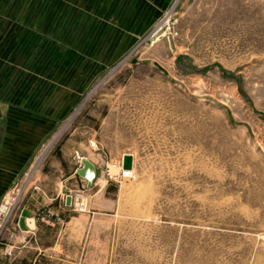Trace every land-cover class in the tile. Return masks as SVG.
Returning <instances> with one entry per match:
<instances>
[{
	"label": "rangeland",
	"instance_id": "374dc122",
	"mask_svg": "<svg viewBox=\"0 0 264 264\" xmlns=\"http://www.w3.org/2000/svg\"><path fill=\"white\" fill-rule=\"evenodd\" d=\"M158 3L150 30L92 79L2 193L7 255L24 199L81 119L101 178L92 191L71 185L89 194L86 211L67 204L109 217L97 264H264V0ZM102 187L108 200L94 196Z\"/></svg>",
	"mask_w": 264,
	"mask_h": 264
},
{
	"label": "crops",
	"instance_id": "0c3cea01",
	"mask_svg": "<svg viewBox=\"0 0 264 264\" xmlns=\"http://www.w3.org/2000/svg\"><path fill=\"white\" fill-rule=\"evenodd\" d=\"M158 1L0 0V197L65 125L92 79L150 30ZM81 122L67 129L24 199L21 229L9 237L14 253L0 246V264H97L107 253L109 217L72 215L66 202L77 181L89 187L77 175L84 157L98 173L90 191L101 178ZM102 189L94 196L104 197ZM42 206L55 215H38Z\"/></svg>",
	"mask_w": 264,
	"mask_h": 264
},
{
	"label": "built area",
	"instance_id": "2783aa9c",
	"mask_svg": "<svg viewBox=\"0 0 264 264\" xmlns=\"http://www.w3.org/2000/svg\"><path fill=\"white\" fill-rule=\"evenodd\" d=\"M90 144L92 146H94L96 144L95 140H90ZM33 168V166H32ZM31 168V169H32ZM31 172V170H30ZM28 171V173H30ZM125 173L128 175L133 174L132 172H126ZM78 185V184H77ZM73 186V187H68L67 191L68 193H70L72 195V199L71 202L74 204L76 209L82 210V211H86L88 209V205H89V200H90V196L89 194L86 192L85 189L78 187V186ZM68 195V194H67Z\"/></svg>",
	"mask_w": 264,
	"mask_h": 264
},
{
	"label": "water",
	"instance_id": "95a60500",
	"mask_svg": "<svg viewBox=\"0 0 264 264\" xmlns=\"http://www.w3.org/2000/svg\"><path fill=\"white\" fill-rule=\"evenodd\" d=\"M77 172L81 176H83L84 178L87 179L88 186H92L93 185L94 180L96 179L97 174H98L97 173L96 164L92 160L87 158V157H84L82 159V165L77 168ZM71 199H72V196L69 194L67 196L66 202L68 204H70L71 203Z\"/></svg>",
	"mask_w": 264,
	"mask_h": 264
},
{
	"label": "bare ground",
	"instance_id": "6f19581e",
	"mask_svg": "<svg viewBox=\"0 0 264 264\" xmlns=\"http://www.w3.org/2000/svg\"><path fill=\"white\" fill-rule=\"evenodd\" d=\"M126 169H130V168H126ZM126 172H131V171L126 170ZM5 207H6V205L2 206V208H5Z\"/></svg>",
	"mask_w": 264,
	"mask_h": 264
}]
</instances>
